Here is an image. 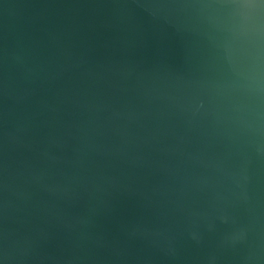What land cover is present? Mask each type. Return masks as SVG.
Wrapping results in <instances>:
<instances>
[{
  "label": "water",
  "instance_id": "1",
  "mask_svg": "<svg viewBox=\"0 0 264 264\" xmlns=\"http://www.w3.org/2000/svg\"><path fill=\"white\" fill-rule=\"evenodd\" d=\"M0 264H264V0H0Z\"/></svg>",
  "mask_w": 264,
  "mask_h": 264
}]
</instances>
